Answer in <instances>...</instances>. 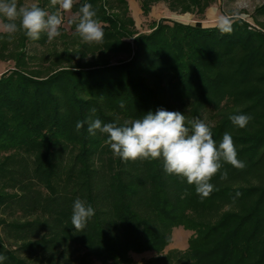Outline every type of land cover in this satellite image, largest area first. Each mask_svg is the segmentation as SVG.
Wrapping results in <instances>:
<instances>
[{
    "label": "trees",
    "instance_id": "16d2710c",
    "mask_svg": "<svg viewBox=\"0 0 264 264\" xmlns=\"http://www.w3.org/2000/svg\"><path fill=\"white\" fill-rule=\"evenodd\" d=\"M213 1L167 0L172 12L197 14ZM84 3L104 38L83 42L81 51L126 59L61 66L46 77L24 71L18 59L0 76L2 264H87L76 256L82 248L117 264L146 251L157 254L154 264H264V33L240 19L224 35L169 19L140 33L128 0H77L71 11ZM38 4L56 11L50 0ZM142 11L150 12L149 0ZM255 11L264 16V3ZM159 109L184 114L189 127L199 118L217 145L230 133L246 167L222 162L215 190L201 198L185 178L166 174L162 158L124 161L104 134L87 131L90 120L122 123ZM236 114L251 117L245 128L229 119ZM78 198L95 210L83 232L71 224ZM178 227L196 236L185 252L164 255Z\"/></svg>",
    "mask_w": 264,
    "mask_h": 264
},
{
    "label": "clouds",
    "instance_id": "9594fccd",
    "mask_svg": "<svg viewBox=\"0 0 264 264\" xmlns=\"http://www.w3.org/2000/svg\"><path fill=\"white\" fill-rule=\"evenodd\" d=\"M77 0H50L49 12L38 3H20V0H0V32L13 37L23 32L30 40H39L41 33H46L48 41L61 35L62 13L70 12ZM96 12L90 3H84L78 15L73 18L75 34L84 43H101L104 32L95 18ZM236 17L222 15L217 21L221 35L230 33ZM123 107V105H121ZM93 113L95 110H92ZM233 125L245 128L251 117L243 114L229 116ZM185 122V115L178 111L159 109L148 112L139 119L119 118L115 122L102 123L100 119L90 120L88 133L97 132L106 136L108 145L115 157L128 160H163L166 174L186 179L195 186L197 195L207 198L214 190L212 178L220 172L222 162L236 169H244L246 164L238 159L237 149L230 133L225 132L217 145L208 124L199 118ZM84 127L83 121H77V133ZM228 178L227 171L220 174V179ZM239 192L236 193L238 197ZM95 215V210L85 201L76 199L72 205L71 224L76 232H83L87 222ZM6 256L0 254V264Z\"/></svg>",
    "mask_w": 264,
    "mask_h": 264
},
{
    "label": "rangeland",
    "instance_id": "374dc122",
    "mask_svg": "<svg viewBox=\"0 0 264 264\" xmlns=\"http://www.w3.org/2000/svg\"><path fill=\"white\" fill-rule=\"evenodd\" d=\"M43 0H21L23 3H39ZM130 13L135 20V28L140 33L151 31L154 23L161 19H169L178 21L185 25H200L206 28H214L217 26V21L220 16L226 15L240 19L249 29L261 31L264 33V16L257 15L255 11L264 0H215L206 9L205 14L197 13H180L172 12L169 9L167 0H149L150 12L144 14L142 11L143 0H129ZM209 13V14H208ZM63 24L60 28L61 35L52 41L48 39L41 41H22L20 36L15 35L11 38L3 32H0V76L10 70H14L16 62L19 59L22 64V69L28 73H36L41 77H46L52 71L59 69L61 66H89L99 62L109 61L112 64L119 60L126 59L124 54H110L105 52L90 53L87 50H82V40L75 34V29H72L73 18L78 13L70 11L62 13ZM196 233L182 227L174 228L172 231V239L170 244L165 248L164 255L170 251L185 252L191 238L195 237ZM87 253V254H86ZM87 257V264H117L113 261H102L94 257L91 253L86 252L84 248L78 250L76 256L82 258ZM157 254L153 251L146 252H130L129 261L127 264H154L151 263ZM158 264H162V261Z\"/></svg>",
    "mask_w": 264,
    "mask_h": 264
},
{
    "label": "crops",
    "instance_id": "0c3cea01",
    "mask_svg": "<svg viewBox=\"0 0 264 264\" xmlns=\"http://www.w3.org/2000/svg\"><path fill=\"white\" fill-rule=\"evenodd\" d=\"M128 3H129V8H130L131 4H130V1H129V0H128ZM130 11H131V9H130ZM206 12H207V11H206ZM206 12H205V13H206ZM206 14H207V13H206ZM208 14H209V13H208Z\"/></svg>",
    "mask_w": 264,
    "mask_h": 264
},
{
    "label": "built area",
    "instance_id": "2783aa9c",
    "mask_svg": "<svg viewBox=\"0 0 264 264\" xmlns=\"http://www.w3.org/2000/svg\"><path fill=\"white\" fill-rule=\"evenodd\" d=\"M251 29H253V27L252 26H249Z\"/></svg>",
    "mask_w": 264,
    "mask_h": 264
}]
</instances>
